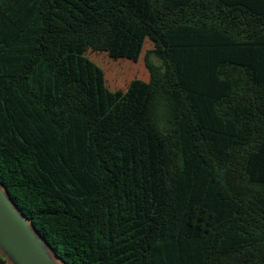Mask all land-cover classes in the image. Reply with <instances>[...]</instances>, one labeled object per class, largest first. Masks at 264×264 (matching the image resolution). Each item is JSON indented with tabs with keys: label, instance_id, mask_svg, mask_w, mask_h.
Here are the masks:
<instances>
[{
	"label": "trees",
	"instance_id": "trees-1",
	"mask_svg": "<svg viewBox=\"0 0 264 264\" xmlns=\"http://www.w3.org/2000/svg\"><path fill=\"white\" fill-rule=\"evenodd\" d=\"M0 183L65 264H264V0H0Z\"/></svg>",
	"mask_w": 264,
	"mask_h": 264
},
{
	"label": "water",
	"instance_id": "water-1",
	"mask_svg": "<svg viewBox=\"0 0 264 264\" xmlns=\"http://www.w3.org/2000/svg\"><path fill=\"white\" fill-rule=\"evenodd\" d=\"M0 254L7 264H65L0 183Z\"/></svg>",
	"mask_w": 264,
	"mask_h": 264
},
{
	"label": "rangeland",
	"instance_id": "rangeland-1",
	"mask_svg": "<svg viewBox=\"0 0 264 264\" xmlns=\"http://www.w3.org/2000/svg\"><path fill=\"white\" fill-rule=\"evenodd\" d=\"M154 47L150 39H146L142 54L137 62L129 59L120 58L114 59L106 52L94 51L88 49L85 55L95 62L104 72L106 87L114 91H125L134 79H139L148 82L150 74L144 63V56L147 51ZM154 62L159 64V61L154 57Z\"/></svg>",
	"mask_w": 264,
	"mask_h": 264
}]
</instances>
